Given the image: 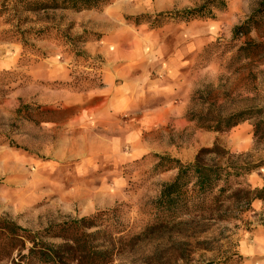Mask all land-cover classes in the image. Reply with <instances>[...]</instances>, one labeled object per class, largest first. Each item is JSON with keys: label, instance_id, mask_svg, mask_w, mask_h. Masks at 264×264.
<instances>
[{"label": "rangeland", "instance_id": "374dc122", "mask_svg": "<svg viewBox=\"0 0 264 264\" xmlns=\"http://www.w3.org/2000/svg\"><path fill=\"white\" fill-rule=\"evenodd\" d=\"M208 1H87L92 6L83 11L45 13L39 10L51 7L48 0H0V83L15 85L0 88V187L58 193L25 200L20 213L0 199V220L34 234L106 213L104 231L121 224V236L133 238L159 217L156 204L178 175L177 161L194 163L218 146L234 164L259 166L240 189L253 201L228 193L221 209L181 217V231L162 235L168 252L182 254L170 264H264V194L255 198L264 189V0H222L226 7L209 8L212 17L174 18ZM67 27L74 35L86 30V41L69 44ZM193 107L207 115L186 118ZM248 110L253 114L231 130L202 128ZM162 126L165 135L168 127L191 131L161 144ZM165 152L170 174L157 181L163 161L153 163L152 155ZM214 159L225 161L204 162ZM46 235L48 244L63 243ZM7 236L0 223V264H42L26 258L32 243L22 248ZM157 243L141 247L150 252Z\"/></svg>", "mask_w": 264, "mask_h": 264}, {"label": "trees", "instance_id": "16d2710c", "mask_svg": "<svg viewBox=\"0 0 264 264\" xmlns=\"http://www.w3.org/2000/svg\"><path fill=\"white\" fill-rule=\"evenodd\" d=\"M210 2L215 3L218 8L226 7L225 1L222 0H210ZM208 4L209 1L199 8L175 12L174 18L190 20L199 17H212ZM166 16L168 15L160 14L158 17L164 18ZM251 114L253 112L248 110L228 117L218 116L215 120L203 123L202 128L213 131L231 130L243 123L246 117L251 116ZM258 132L259 125L255 128V136L257 137ZM207 156H215L218 160L225 161L220 163L214 159L211 164H208L204 162V158ZM227 157L228 153L225 150L215 146L213 149L202 150L194 163L183 165L177 161L178 175L171 183L163 186L161 197L156 204L159 217L140 235L133 238L121 236L124 232L121 230V224H118V227L117 224L111 225L110 223L109 231H104L103 229H106V224L109 222L106 219V213H98L91 217L54 225L45 232L34 234L16 227L11 222H0L1 228L7 233L8 239H15V242L20 243L22 248H25L26 242L33 244L26 257L31 262L34 260L42 264H70L73 262L77 264H109L113 240L118 241L116 243L117 248L134 244L137 240H142L143 243L157 241L159 243L149 252L158 255L156 264H170L171 261L179 262L182 260V254L175 247H172V253L168 252L163 243L162 235L181 231L182 227L186 225V223H176L181 217L203 216L209 212L217 211V208L218 210L221 209L225 202L221 200V197L228 193L232 194V198H238L243 193L244 199H248V203L253 201L249 200V191L240 189L247 186L243 180L259 166L234 164L230 159H225ZM221 183H224L223 187H221ZM263 194L264 189L259 191V196L255 198L263 199ZM220 203L222 204L219 205ZM100 227L103 228L94 233L88 232L90 229ZM44 234L46 235L45 238L60 239L63 243L59 245L48 244L42 239ZM104 236L108 239V244L102 243Z\"/></svg>", "mask_w": 264, "mask_h": 264}, {"label": "clouds", "instance_id": "9594fccd", "mask_svg": "<svg viewBox=\"0 0 264 264\" xmlns=\"http://www.w3.org/2000/svg\"><path fill=\"white\" fill-rule=\"evenodd\" d=\"M96 6L99 5L101 0H95ZM147 3H151V0H146ZM173 0H169V3H172ZM48 5L51 7L40 9L39 11L45 12V13H55V12H67V11H83V8H81V5H84L85 7H91L87 0H48ZM58 5V6H57ZM215 3H211L209 0L208 8L214 7ZM207 10V8H206ZM63 19H66V17L61 18V22ZM49 20L51 23L55 24L57 21V18L53 15L49 17ZM6 27L11 28L12 25H8ZM248 35L251 36L253 32L255 31V25L249 26ZM73 27H67L64 29L62 36L63 39L66 40L69 44H71L74 47H79L80 44L84 43L88 37V33L85 30L84 33L79 35L73 34ZM28 33L25 34V37L23 40L17 41L23 44L26 42ZM241 38L244 37V33H240ZM15 85H6L3 83H0V88L4 87H14ZM178 87V86H177ZM0 111H3V108L0 107ZM207 115V110H205L204 113L198 112L194 107L189 108L186 112V118H191L192 115H195L197 118L201 115ZM190 128H182L178 131L174 129L173 127L167 128L168 135H165V129L162 126L161 129L158 130V140L161 144L164 143H175L177 139L183 141L186 137L190 135ZM9 133L8 135H10ZM5 138L4 134H0V140H3ZM146 155H152L146 153ZM205 155H208V153H205ZM156 156H159L160 160L163 161L161 164V168L157 169V174L153 177L157 181H162L164 176L170 173H166L164 169L168 168L169 159L167 152L163 154H155L152 155L153 163L156 162ZM203 158V157H202ZM172 171H175L178 174V169L173 168ZM71 174H69L70 176ZM82 179V178H81ZM73 180L69 179L66 181L67 186H71ZM9 193H11L9 195ZM51 194V195H57L58 193L55 190H49V189H41L35 185H29L25 187L22 190H18L12 187L8 188V191L6 192L3 187H0V199L7 198L9 200V203L11 207L17 211V213H20L23 210V202L25 200H32L33 198L39 199L42 198L45 194ZM4 223L10 222L7 217H5L2 221ZM118 241L113 240L112 241V250L110 253V259L109 264H121V261L123 258L128 257L130 258L132 264H156V260L159 258L158 255H154L153 253L146 252L142 247V240H137L134 244L131 245H125L123 247H116V243Z\"/></svg>", "mask_w": 264, "mask_h": 264}]
</instances>
